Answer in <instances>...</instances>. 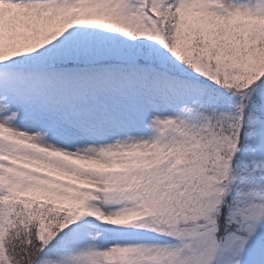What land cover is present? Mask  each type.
Returning <instances> with one entry per match:
<instances>
[{"label": "snow or ice", "instance_id": "obj_1", "mask_svg": "<svg viewBox=\"0 0 264 264\" xmlns=\"http://www.w3.org/2000/svg\"><path fill=\"white\" fill-rule=\"evenodd\" d=\"M0 264H264V0H0Z\"/></svg>", "mask_w": 264, "mask_h": 264}]
</instances>
